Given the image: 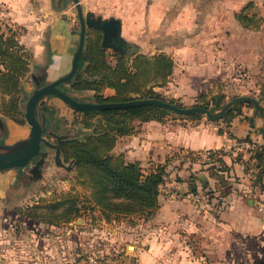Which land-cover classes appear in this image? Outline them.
I'll return each instance as SVG.
<instances>
[{
	"label": "crops",
	"instance_id": "0c3cea01",
	"mask_svg": "<svg viewBox=\"0 0 264 264\" xmlns=\"http://www.w3.org/2000/svg\"><path fill=\"white\" fill-rule=\"evenodd\" d=\"M4 1L12 6L17 0ZM19 1L21 5L26 2ZM35 2L42 4L41 0ZM79 4L85 14L118 20L119 36L136 44L138 52L172 57V74L164 87L155 88L159 93L187 104L190 100L197 103L200 95L212 96L219 91L224 95L221 106L236 96H250L257 99L264 115V84L260 82H264V0H79ZM65 11L71 13V6ZM236 14L243 19L238 20ZM73 37L69 31L68 38L61 41L58 37L51 49L44 70L48 80L70 71ZM228 82L235 94L230 98ZM107 90L108 95L113 94L112 89ZM236 105L241 106V114L229 117ZM236 105L215 120L203 115L199 119L170 115L162 122L137 123L134 134L119 138L120 154L127 161L138 162L144 169L154 163L166 164L154 212L146 218H120L117 238L120 252L126 249L120 253L123 264H264V213L257 212L254 202L247 200V192L244 199L238 193L242 187L248 188L264 204V194L252 185L256 160L251 159L250 150H244L243 159L250 160L251 166L245 170L234 161L239 150L233 148L237 140L250 141L254 146L264 144V137L257 130L260 120L253 117L252 105ZM4 118L8 133L16 131L19 135L15 141L27 138L26 122L16 124ZM208 150L227 153L223 159L230 166L228 179L233 186L223 206L213 209L195 204L189 196L192 186L195 190L217 186L200 158ZM189 151L195 158L186 156ZM8 171L5 184L0 178L3 193L13 176ZM78 219L79 245L86 246L89 228L84 226L85 219Z\"/></svg>",
	"mask_w": 264,
	"mask_h": 264
},
{
	"label": "trees",
	"instance_id": "16d2710c",
	"mask_svg": "<svg viewBox=\"0 0 264 264\" xmlns=\"http://www.w3.org/2000/svg\"><path fill=\"white\" fill-rule=\"evenodd\" d=\"M236 18L242 20L243 15L236 14ZM109 22L106 34L94 27L86 30L85 47L77 66L78 71L69 79L73 81L76 90H94L96 103L151 98L180 106L178 99L167 100L155 90L168 83L174 68L172 57L166 53L147 55L138 52L136 44L120 37L119 31L117 33L118 20L110 19ZM108 32H113V35ZM108 49L114 57L113 65H109L106 60ZM83 65L82 72H79ZM27 70L26 50L15 34H0V111L20 123L23 121L17 119L19 112L15 94L19 79ZM105 88L112 89L113 94L103 96L101 92ZM206 97L207 94L198 96L196 104L218 109L224 95L215 94L205 100ZM240 107H234L229 117L241 114ZM74 110L82 115L80 124L89 132L83 138L62 141L59 149L65 162H73L76 182L88 193L83 197L66 194L56 200L28 205L18 211L27 218L54 226L65 225L78 218L87 220L94 213L106 222L127 217H149L158 207L159 187L166 175V164L154 163L144 169L138 162L127 161L123 154H113L111 151L119 137L137 131V123L151 120L162 122L170 116L169 111L156 105ZM37 115L40 116L39 112ZM186 117L199 119L200 115L189 114ZM250 123L253 124L252 119ZM204 153H207V157L203 164L210 176L216 179L217 186L203 190H208L207 194L211 198L219 197L214 206L223 205V198L233 187L228 179L230 166L223 159L227 153L223 150H208ZM250 153L251 159L256 160L252 185L259 187L264 194V144L254 146ZM193 154L189 151L186 156L195 158ZM234 161L242 164L245 170L251 167L250 160L243 159V150L236 151ZM216 191L219 196L215 197ZM259 199L253 193L252 197H247L249 202ZM97 262L103 264L106 261L97 256Z\"/></svg>",
	"mask_w": 264,
	"mask_h": 264
},
{
	"label": "rangeland",
	"instance_id": "374dc122",
	"mask_svg": "<svg viewBox=\"0 0 264 264\" xmlns=\"http://www.w3.org/2000/svg\"><path fill=\"white\" fill-rule=\"evenodd\" d=\"M35 1L26 0L21 5L20 1L17 0L14 5L18 6H11L7 5L6 1L0 0V34L9 36L14 33L19 43L25 48L27 55L28 70L19 79L15 94L19 112L17 119L23 121V123L26 122L24 119V106L28 97L35 88L52 82L47 79V75L44 77V70H47L49 64L51 49L54 50V46L59 40L62 41L68 38L69 31H71L74 35L72 49L75 53L81 30L80 21L72 0H41V5ZM68 5L71 6V13L65 11ZM51 7L55 10H52ZM83 16H85V13H83ZM87 28H85V36ZM58 37H60L59 40H57ZM84 47L85 44H83V49ZM33 49L34 53L32 52ZM40 50H42L41 53ZM35 59H38L36 61L38 65L35 64ZM106 60L109 65L115 63L110 49L107 51ZM84 65L79 72H82ZM260 82L264 84L263 81ZM227 86H229L227 96L229 98L235 96L230 82ZM61 88L65 89L70 96L82 102H94L95 92L92 89L76 90L73 81L70 80L63 82ZM107 92L108 90L105 92L103 89L101 94L109 96ZM216 94L219 95V91ZM254 94L259 96L257 91ZM161 95L167 100L171 99L170 95ZM209 98L210 96H207L205 100ZM191 105L197 104L190 100L187 104L181 102L180 106ZM37 107L47 118H51L49 133L43 134L45 143L41 145L42 155L36 156L23 167L8 169L12 171L13 176L5 193H3V183L5 184V180L9 178V171L0 170V175H2L0 178H3V183L0 184L2 186L0 189V264H86L91 254L98 255L110 264H123V261H120V253H124L126 249L120 252V241L117 238L120 233V220L107 227L105 222L98 220L97 213H94L92 218H88L84 222V226L89 228L87 232L89 242L88 245L82 246L79 245L82 238L77 236L80 234L78 228L80 224L76 221L60 226L48 225L27 218L18 211L28 205L56 200L66 194H77L83 197L88 193L82 185L77 184L71 161L62 162L60 160L63 158L62 154L58 159L56 158L55 149L50 148V144L59 148V143L62 141L83 138L89 132L80 124L82 115L70 108L60 98L51 94L41 97ZM169 113L172 117L182 116L172 112ZM4 117L7 116L0 111L3 124L6 121ZM7 118L11 119L10 117ZM11 120L16 124L20 123L16 119ZM18 136L16 131L11 134L8 133V130L6 132L5 124L4 126L0 125V143L13 144ZM119 138L111 151L113 154H120ZM202 156L200 158L205 160L207 153H203ZM199 183L198 185H201ZM207 191L199 189L191 193L201 197L205 208L208 205L207 208L213 209L218 202L219 197L216 196H219V193L216 191L214 193L216 198H211ZM244 192L249 194L248 197H252L250 189L242 187L241 191L238 192L241 193L239 195L242 198ZM224 199L223 203L225 202ZM207 201H209L208 204ZM252 205L257 212L262 211L264 213L263 203L256 201ZM130 220L134 221V219ZM131 260L133 261L132 257ZM106 262L103 264H106Z\"/></svg>",
	"mask_w": 264,
	"mask_h": 264
},
{
	"label": "water",
	"instance_id": "95a60500",
	"mask_svg": "<svg viewBox=\"0 0 264 264\" xmlns=\"http://www.w3.org/2000/svg\"><path fill=\"white\" fill-rule=\"evenodd\" d=\"M72 2L74 3L76 8L81 30L79 34L78 46L72 59L71 69L67 74L59 77L58 79L35 88L31 95L28 97L24 106V119L27 125L29 126V134L26 139L16 141L13 144L0 143V170H8L23 167L27 165L30 161H32L36 156L42 155L41 145L42 143H45L43 134L49 133L50 119L47 118L43 114V112L39 110V108L37 107V103L41 97L48 94L59 97L61 100L78 110H99L123 108L138 105H156L177 115L199 114L205 116L210 120H215L222 117L229 109H231L236 104L248 102L253 107V117H255V119L260 120V123L257 125V130L262 135H264V115H262V113L260 112V107L257 99L250 96H236L218 109H214L211 107H203L199 105L179 106L166 101L151 98L132 100L128 102L110 103L79 102L71 98V96L67 95L60 88H58L57 85L61 82L69 80V78H71L77 72L78 62L83 53L85 28L94 27L106 34L107 26L110 23V19L105 20L101 19L100 17H94L90 13H86L85 16H83V11L79 4V0H72ZM116 31L118 33V30ZM37 112H39L40 116L37 115ZM0 123H2L1 118ZM4 124L6 126L5 122ZM4 124L2 123L0 125L4 126ZM50 148L55 149L56 158L59 159L61 156L60 149L52 144H50ZM60 160L62 162L64 161L63 158ZM71 163L73 164L72 161ZM200 179H204V177L201 176ZM205 185L206 182L204 181L203 186ZM192 188L195 189L194 186H192ZM77 221L79 222L80 220L77 219Z\"/></svg>",
	"mask_w": 264,
	"mask_h": 264
},
{
	"label": "built area",
	"instance_id": "2783aa9c",
	"mask_svg": "<svg viewBox=\"0 0 264 264\" xmlns=\"http://www.w3.org/2000/svg\"><path fill=\"white\" fill-rule=\"evenodd\" d=\"M254 147V144L250 141L247 140H237L233 144V148L237 150H251ZM190 198L191 200L197 204V205H202L201 197L197 194L190 193ZM103 222H105L106 226H111L115 223L114 220L106 222L104 219H102ZM97 256L96 254H91V256L88 257V262L86 264H99L97 262Z\"/></svg>",
	"mask_w": 264,
	"mask_h": 264
},
{
	"label": "flooded vegetation",
	"instance_id": "af4514ba",
	"mask_svg": "<svg viewBox=\"0 0 264 264\" xmlns=\"http://www.w3.org/2000/svg\"><path fill=\"white\" fill-rule=\"evenodd\" d=\"M113 28V27H112ZM114 30V29H113ZM108 34H110V35H113V32H108ZM79 63V62H78ZM71 65H72V63H71ZM78 71V70H77ZM70 79V78H69ZM69 81V80H68ZM65 82V81H64ZM61 84V85H60ZM62 85H63V82H61V83H59L57 86H58V88H60L64 93H66L67 95H69L68 93H67V91L65 90V89H63V88H61L62 87ZM70 96V95H69ZM59 98V97H58ZM71 98H73L74 100H76V101H79V102H82V101H80V100H78L77 98H75V97H73V96H71ZM63 101V100H62ZM64 102V101H63ZM65 104H67L66 102H64ZM68 106H70L69 104H67ZM70 108H72V109H74V107H72V106H70Z\"/></svg>",
	"mask_w": 264,
	"mask_h": 264
}]
</instances>
